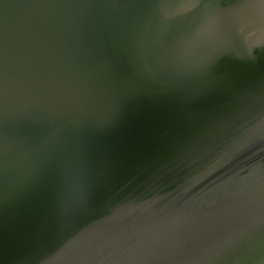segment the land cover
Wrapping results in <instances>:
<instances>
[{
  "label": "water",
  "instance_id": "1",
  "mask_svg": "<svg viewBox=\"0 0 264 264\" xmlns=\"http://www.w3.org/2000/svg\"><path fill=\"white\" fill-rule=\"evenodd\" d=\"M0 264H264V0H0Z\"/></svg>",
  "mask_w": 264,
  "mask_h": 264
}]
</instances>
